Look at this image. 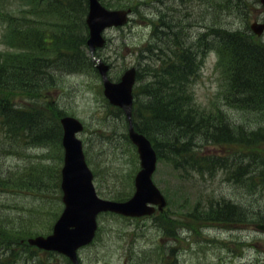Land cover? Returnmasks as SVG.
I'll use <instances>...</instances> for the list:
<instances>
[{
	"label": "trees",
	"instance_id": "1",
	"mask_svg": "<svg viewBox=\"0 0 264 264\" xmlns=\"http://www.w3.org/2000/svg\"><path fill=\"white\" fill-rule=\"evenodd\" d=\"M213 3L215 14L211 20L215 19L213 24L216 25L211 29L208 27V39L211 40V47L220 52L222 60H227L226 65L230 76L229 89L238 101L246 103L250 106L249 109L263 113L264 117V44L257 41L248 30L240 29L239 26L236 27L235 24L226 22L224 19L226 15L237 14L247 21L251 15L252 3H249L248 0H215ZM223 4H225L224 7ZM67 7L61 18L65 24L59 25L64 26L65 29L62 35L64 38H62L61 44L56 47L57 57L66 52L67 47L69 49L67 50L69 51L68 65L72 67L78 65L77 62L83 57L81 63H86L91 68V59L86 56L87 25L85 19L88 13V0H67ZM218 9H221V12H218ZM160 12L163 14L162 10ZM169 13L176 14L173 9H170ZM57 16L61 17L58 12ZM161 18L160 20L163 21V16ZM181 26V22L177 23L174 20L165 27L164 34L160 30L161 26L157 25V32L153 35L152 42L148 47L153 58L147 67L154 76L144 84L142 99L144 101L136 109L139 112L137 120L135 119L136 128L147 134L154 144L163 145L161 148L167 153L170 152L173 159H185L187 162L194 159V147L200 144L214 143L226 148L230 144L244 142L250 146L253 144L256 147L259 146L260 140L264 141V120L259 123L258 127L247 128L245 125L237 124L224 114L212 116L210 113H203L201 108L194 107L195 103L188 89V80L195 71L198 49H203L206 39L203 36L199 40L191 39L187 34L186 23L183 25L184 32L179 33ZM76 52H79L78 59ZM164 55H167V58H164ZM155 57L161 62L156 63ZM168 62L167 69H165V63ZM21 65L22 62H16L2 67L0 79L7 78L19 87L32 90V84L19 85L23 73ZM31 73L32 71H30ZM26 80L28 81L27 78ZM9 85L11 86V84ZM10 86H7L8 103L12 101L13 94L17 89H11ZM238 106L247 107L243 103H239ZM9 109V133L13 134L15 138L18 133L27 132L26 128L32 126L33 123H38L40 126L39 137L46 139L49 135L45 132L49 127H52V121H45L43 118L39 121L36 116L22 114L23 110L15 107L12 102ZM57 112L55 128L59 129L61 112L58 110ZM33 136L28 132L30 139L34 138ZM261 156L262 154H259V158ZM259 158L253 159L252 155L249 156L250 160L244 169L250 176L258 171ZM237 163L239 166V161ZM202 164H207L210 168L223 165L232 169V162L227 163L222 156L206 158ZM29 170L31 168L27 167L18 177L10 176L9 186L19 187L22 190L34 188L33 174L35 175L36 170L28 175L25 172H31ZM250 176H248V182L253 180ZM257 176L259 174L255 177ZM210 206L207 215L215 217V219L239 218L240 210L234 203L223 201L212 203ZM10 232L13 235L17 231ZM13 241L12 246L16 248L30 247L26 241L22 242L17 237H13ZM18 260L17 257L13 258L11 264H16Z\"/></svg>",
	"mask_w": 264,
	"mask_h": 264
},
{
	"label": "rangeland",
	"instance_id": "2",
	"mask_svg": "<svg viewBox=\"0 0 264 264\" xmlns=\"http://www.w3.org/2000/svg\"><path fill=\"white\" fill-rule=\"evenodd\" d=\"M188 2L194 5V0H188ZM141 6H143V12L146 11L149 13L153 9L151 8V4H145V0L142 1ZM255 12L259 13L261 11L255 8ZM261 13H263V11ZM139 22L141 25H138ZM149 29L145 21L139 20L136 23L131 21L124 29L120 30L114 28L107 33L108 37H110L109 44L105 49L100 50L99 53L102 57H107L114 62L110 72L111 76L118 75L119 71L134 64L135 52L133 46L139 45L138 48L141 46L144 48L146 46V42L149 38ZM1 37L0 27V47L3 46ZM137 52L139 53V49ZM216 61V54L211 52L195 84L198 99L202 104L207 106L221 94L217 93L220 88V81L219 73L215 66ZM60 84H62L64 88V90L59 91L62 95L61 101L68 103L67 110L82 118L88 126L87 131L81 134L84 140L86 137L97 138V133H101L102 131L105 132L106 130L120 131L123 129V131H126L122 114L120 113H118V118L120 120H115L113 114L106 121L102 120L106 108H104L103 102L99 98V96L102 95L99 88L101 84L100 77L96 75L90 76L89 74H67L60 79ZM59 93L56 89L45 88L43 99H51L53 94L57 96ZM18 101H21V99L18 98ZM45 102L46 101L41 100V104ZM100 111L101 119L98 116ZM232 114L235 117H241L240 112L237 113L234 111ZM96 127L98 128L96 131L97 133L92 131V129ZM111 144L113 143L110 140L103 143H101V141H97V143L90 141L89 145L87 143V147L89 146L90 149H92L91 145L94 146V151L99 152V150H102L101 154H99L101 158L99 165L104 172V178L100 183L102 184L101 189L107 193L108 190L113 192H117V190L122 191V185L134 167V151L127 145V141L123 135L122 138L118 136L116 142L112 146H110ZM32 153H41L45 158L44 161H28L23 165L31 163H44L47 165V172L45 174L46 182L49 183L48 186L45 185L47 190L45 194L41 195L38 199L35 194H19L18 192H14L6 196L3 192L0 194V217H4L5 221L21 223L22 219H34V214L37 210L31 211L32 209L45 205L46 210L36 219H41L45 225H48L53 217V211H57L63 205L62 197H58L61 192L58 187V175L56 171V168L62 165L59 160L60 150L50 151L33 149ZM17 161L18 159L12 156L6 158V162L12 163L11 165H15ZM154 181L159 188L166 191V198L168 201L167 209L169 210L185 212L188 210L189 206L191 207L198 201L206 202L207 199L213 196L222 199L229 197V195H235L236 198L242 199V202L248 201V203H252V205L247 204L248 208L264 211V193L260 195L257 194L255 198L250 197L245 187L239 185L235 187L233 184L223 179L222 175H217L215 178L209 180L197 176L185 179L184 177H180L178 172L167 161L162 160L158 163L157 171L154 174ZM2 202H4V205H2ZM6 206L7 208L5 209ZM19 210H21L20 213ZM153 219L154 218L146 217L139 220H131L129 223V221L122 222L107 216L106 219L100 221V223L104 224L101 230V236H97V240H95L93 244L82 249L79 253L84 264H134L132 260L136 258L133 255L140 256L143 250L150 248V246L157 241L165 244V236L163 232L155 226ZM187 224L192 226L193 223L189 221ZM134 228L139 231H133L129 236L125 233L126 231H121L122 229L133 230ZM178 228L180 231H174V235H181L184 237L185 234H187L188 236L186 230H181L183 225L180 227L178 223ZM224 232V229L210 227L206 228L200 236L212 238L214 234L218 236L225 235ZM196 240H200V237L194 232L192 245ZM260 244H262V242ZM200 245L199 242L196 243V247L193 249L194 252H191V255L188 256L184 264H190L191 262L198 263L199 257H197L196 251ZM204 250L205 246L203 247V251ZM218 252L219 248L216 249V254L212 250L211 252H207V261L219 262ZM171 254L172 250L168 249L164 255V260L169 261L171 259ZM248 255L251 257L255 254L250 249ZM51 257L52 258L48 256V260L51 264H65L60 254L57 253Z\"/></svg>",
	"mask_w": 264,
	"mask_h": 264
},
{
	"label": "water",
	"instance_id": "3",
	"mask_svg": "<svg viewBox=\"0 0 264 264\" xmlns=\"http://www.w3.org/2000/svg\"><path fill=\"white\" fill-rule=\"evenodd\" d=\"M264 3V0H262ZM126 11L108 10L98 0H90V12L87 22L90 27L88 44L93 50L103 43L101 32L112 24H120L126 19ZM254 28L260 32L264 24ZM105 77L106 94L112 102L124 106L130 116L132 105L131 89L134 76L129 72L122 83L112 84L105 76L106 67L100 64ZM65 127L64 143L66 146V165L63 169L64 200L67 204L62 216L55 225V232L48 238L33 239V243L46 248L58 249L75 259L76 249L91 240L96 229L95 216L101 208H112L118 211L134 212L142 210L147 201L161 199L159 191L151 180V174L156 166V153L149 140L134 131L131 124V137L139 145L143 169L136 178L138 191L135 197L127 203L107 202L101 206L92 185V174L85 164L81 142L75 136L82 124L73 117L63 119ZM264 228V225L261 226Z\"/></svg>",
	"mask_w": 264,
	"mask_h": 264
},
{
	"label": "bare ground",
	"instance_id": "4",
	"mask_svg": "<svg viewBox=\"0 0 264 264\" xmlns=\"http://www.w3.org/2000/svg\"><path fill=\"white\" fill-rule=\"evenodd\" d=\"M18 110V109H17ZM16 111V110H15ZM245 217L244 213H240L239 218L243 219Z\"/></svg>",
	"mask_w": 264,
	"mask_h": 264
}]
</instances>
